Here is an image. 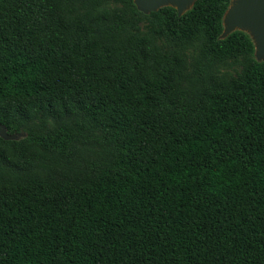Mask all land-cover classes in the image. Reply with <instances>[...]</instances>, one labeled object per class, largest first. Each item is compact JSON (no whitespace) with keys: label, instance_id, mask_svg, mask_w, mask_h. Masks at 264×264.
Returning <instances> with one entry per match:
<instances>
[{"label":"trees","instance_id":"obj_1","mask_svg":"<svg viewBox=\"0 0 264 264\" xmlns=\"http://www.w3.org/2000/svg\"><path fill=\"white\" fill-rule=\"evenodd\" d=\"M230 3L149 14L190 65L133 0H0V124L26 134L0 137V264H264V62L220 38Z\"/></svg>","mask_w":264,"mask_h":264},{"label":"water","instance_id":"obj_2","mask_svg":"<svg viewBox=\"0 0 264 264\" xmlns=\"http://www.w3.org/2000/svg\"><path fill=\"white\" fill-rule=\"evenodd\" d=\"M136 8L149 15L162 8L177 10L178 16L190 11L197 0H133ZM223 33L226 39L234 32L248 34L255 46V59L264 62V0H231L230 6L223 17ZM0 137L7 141H19L26 137L25 133H8L7 128L0 124Z\"/></svg>","mask_w":264,"mask_h":264},{"label":"rangeland","instance_id":"obj_3","mask_svg":"<svg viewBox=\"0 0 264 264\" xmlns=\"http://www.w3.org/2000/svg\"><path fill=\"white\" fill-rule=\"evenodd\" d=\"M110 6H116V4L113 3ZM140 30L143 33H153L157 35V41L165 53L172 54L175 52H180L185 54L190 65H192L195 58L197 57V44L188 46L186 48H181L175 45L173 42H171V40H169V38L162 34L160 21L156 17L145 15V17L142 18V21L140 22ZM246 63V57L231 59L226 64L219 66L217 73L227 77H237L242 73Z\"/></svg>","mask_w":264,"mask_h":264}]
</instances>
